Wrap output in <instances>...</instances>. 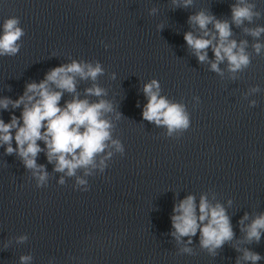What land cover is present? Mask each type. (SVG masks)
<instances>
[{
  "label": "clouds",
  "instance_id": "obj_1",
  "mask_svg": "<svg viewBox=\"0 0 264 264\" xmlns=\"http://www.w3.org/2000/svg\"><path fill=\"white\" fill-rule=\"evenodd\" d=\"M173 3L175 4L176 0H173ZM191 4L192 0H183L184 7ZM255 8L256 5L249 3L248 0H237L231 6V24L240 27L245 21L251 23L254 17L260 16L259 12L254 11ZM189 22L198 26L203 35L196 36L192 32H186L184 40L202 63L207 60V50L211 47L215 57V61L211 63L213 71L220 72L218 65L225 60L232 73L250 64L249 55L245 51L247 41H241L238 44L236 40L230 39L232 28L229 21L216 19L215 16L200 11L190 16ZM209 24L213 25L214 33L208 30ZM244 31L254 38H259L264 33V27L245 28ZM24 35L25 32L20 27L18 17L5 19L3 33L0 35V56L16 55L20 49L17 42ZM253 47L259 54L264 44L256 43ZM102 73L103 69L99 63L93 66L73 61L53 68L40 83L28 84L24 95L17 100L13 101L9 98L0 100V107L4 109H7L9 104L13 108L24 106L21 116L13 115L9 123L0 119V144L7 146L5 149L7 154L16 152L25 167L33 171L38 188L45 185L48 179L44 166L36 163L37 155L44 151L37 143L38 141L44 142L49 163L55 160L54 171L65 173L69 177L75 176L77 170L81 168L85 170V175H89V169L97 167L96 157L105 152V149L109 147V141L116 151L123 152L121 143L111 137L112 124L104 119V114L112 111V105L109 102L101 99L90 103L87 99H80L76 95L63 107L60 106L64 92L75 93L77 76L95 81ZM51 85H54L55 89ZM257 90L252 89V91ZM143 91L148 98L142 113L145 120L154 122L157 126H166L169 135L177 130L189 128L190 121L184 107L170 103L160 96L158 81L152 80L145 84ZM86 93L96 97L105 95L104 89L95 85L86 89ZM13 140H15V148L12 147ZM111 155L112 153L108 152L107 157L100 160L101 171L105 167V159L110 158ZM59 183L63 185L64 179L61 178ZM76 184L77 186L87 185V181L77 177ZM80 190L88 191L89 188L84 187ZM173 212L175 213L172 216V227L175 229L173 235L177 239L192 237L199 230L201 247L208 249L210 253L214 254L216 249L221 248L225 242L231 241L234 237L225 209L220 204L211 205L204 196L199 202V214H197L195 198L191 195L180 201ZM247 218L245 215L240 223L243 224ZM262 230H264V214L242 228V231L246 233V240L257 243L260 241ZM20 239L23 240L25 237ZM185 251L191 250L186 248ZM242 259L250 264H257L261 256L259 253L244 249ZM20 260L21 264H27L31 257L21 256Z\"/></svg>",
  "mask_w": 264,
  "mask_h": 264
}]
</instances>
